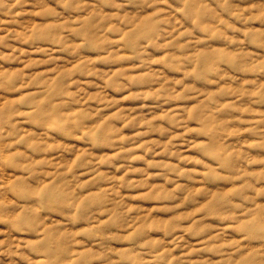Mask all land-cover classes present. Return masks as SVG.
<instances>
[{
    "label": "rangeland",
    "instance_id": "rangeland-1",
    "mask_svg": "<svg viewBox=\"0 0 264 264\" xmlns=\"http://www.w3.org/2000/svg\"><path fill=\"white\" fill-rule=\"evenodd\" d=\"M0 264H264V0H0Z\"/></svg>",
    "mask_w": 264,
    "mask_h": 264
},
{
    "label": "bare ground",
    "instance_id": "bare-ground-1",
    "mask_svg": "<svg viewBox=\"0 0 264 264\" xmlns=\"http://www.w3.org/2000/svg\"><path fill=\"white\" fill-rule=\"evenodd\" d=\"M209 234H210V232H209Z\"/></svg>",
    "mask_w": 264,
    "mask_h": 264
}]
</instances>
